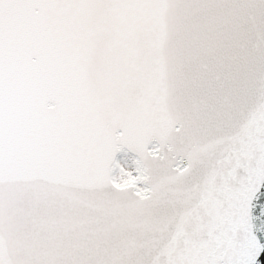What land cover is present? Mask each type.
Returning a JSON list of instances; mask_svg holds the SVG:
<instances>
[{"label": "snow or ice", "instance_id": "6c2138e0", "mask_svg": "<svg viewBox=\"0 0 264 264\" xmlns=\"http://www.w3.org/2000/svg\"><path fill=\"white\" fill-rule=\"evenodd\" d=\"M264 0H0V264H261Z\"/></svg>", "mask_w": 264, "mask_h": 264}, {"label": "water", "instance_id": "95a60500", "mask_svg": "<svg viewBox=\"0 0 264 264\" xmlns=\"http://www.w3.org/2000/svg\"><path fill=\"white\" fill-rule=\"evenodd\" d=\"M259 259H260L261 264H264V253H261V256Z\"/></svg>", "mask_w": 264, "mask_h": 264}]
</instances>
